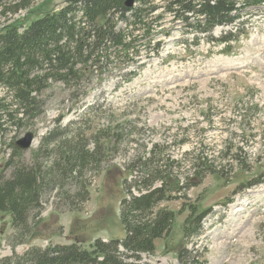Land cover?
Masks as SVG:
<instances>
[{
  "label": "trees",
  "instance_id": "16d2710c",
  "mask_svg": "<svg viewBox=\"0 0 264 264\" xmlns=\"http://www.w3.org/2000/svg\"><path fill=\"white\" fill-rule=\"evenodd\" d=\"M3 1L0 0V16L16 15L28 9L34 0H15L10 10L1 5ZM126 1L64 0L62 8L26 26L10 24L0 29L2 134L8 128H20L24 122L38 121L45 114L47 91L53 84L67 89V100L74 111L88 95L85 89L80 90L81 85H89L93 80L100 84L104 75L112 74L110 68L124 62L136 64L144 56H158L163 41L177 28L192 36L194 46L205 40L223 46L221 52L229 54L233 44L247 35L242 19L250 15V10L264 9V0H163L162 5L155 0H134L130 9L125 7ZM167 23L170 26L166 27ZM216 29H221L217 37L212 36ZM252 110L244 111L243 120ZM72 111L58 114L55 123L60 124ZM89 114L85 112L64 127L56 125L47 130L38 147L28 150L27 159L23 156L25 151L15 144L9 146L10 153L0 169V213L9 216L14 231L11 249L25 244L31 236L39 222L44 198L53 193L61 198L65 181H78L88 168V175L95 174L102 163V153L108 155V149L122 143L123 130L133 123L126 121L121 127L109 120L104 129L86 137L80 126L85 123L83 116ZM243 123L242 130L246 126ZM243 137L241 147L237 146L239 142L234 144L235 137H230L224 153L218 157L185 154L183 162L198 181L208 174L220 175L229 162L244 170L240 157L247 161L243 145L248 141ZM185 142L182 139L177 143ZM169 148L170 145L153 144L148 151L132 156L123 171V197L118 207L122 239H96L87 247H31L21 256L13 253L1 258L0 264H149L142 256L152 255L155 242L166 238L174 225V212L162 204L186 200V192L193 187L190 179L181 182L173 174L180 162L166 154ZM263 183L258 180L247 187ZM73 196L80 203L86 202L87 184L76 182ZM65 197L69 198L67 193ZM199 201L182 204L187 216L181 225L183 246L176 254L178 264L204 263L198 262L203 257L198 249L188 248L191 241L203 234L202 224L210 213L200 208ZM66 210L72 212L75 208L68 204Z\"/></svg>",
  "mask_w": 264,
  "mask_h": 264
},
{
  "label": "rangeland",
  "instance_id": "374dc122",
  "mask_svg": "<svg viewBox=\"0 0 264 264\" xmlns=\"http://www.w3.org/2000/svg\"><path fill=\"white\" fill-rule=\"evenodd\" d=\"M155 1L163 4V0ZM13 3L15 0H4L1 5L10 10ZM63 6L64 0H34L16 15L0 16V29L10 24L26 26ZM249 14L242 19L247 35L233 44L229 54L221 52L223 46L205 40L194 46L192 36L177 28L163 41L158 56L151 54L136 64L114 66L110 68L112 74L104 75L100 84L93 80L89 85H79L88 95L74 111L67 100V89L53 84L47 91L45 114L38 121L24 122L20 128H8L3 134L0 131L2 169L9 146L27 133L35 137L30 151L38 147L47 130L56 125L64 127L85 112L90 114L83 116L85 123L80 128L86 137L104 129L109 120L121 127L126 121H133L123 130V142L108 149V155L102 153V163L95 174L88 175L86 167L78 181H65L61 198L55 193L44 198L39 222L25 244L11 249L14 231L9 216L0 213V259L13 253L21 256L31 247H87L96 239H122L118 207L123 197V171L132 156L148 151L153 144H164L170 145L166 154L180 162L173 174L181 182L190 179L193 187L186 192V200L162 204L175 214L173 228L166 238L155 242L154 253L142 259L149 264H178L176 254L183 246L181 225L187 216L182 204L200 200V208L210 213L203 221V234L188 247L198 249L203 256L198 262L264 264V183L247 187L264 181V9L250 10ZM220 31L216 29L212 36H219ZM69 89L73 90L70 86ZM3 94L0 88V97ZM248 108L254 110L245 114L243 120ZM68 110L72 112L56 124L58 114ZM242 122L246 124L243 130ZM129 132L131 136H127ZM242 136L248 141L243 145L247 161L240 157L245 171L231 162L223 163V173L208 174L198 181L183 162L185 154L218 157L230 137H235L234 144L239 142L237 146L241 147ZM182 139L186 142L178 144ZM29 151L24 152L26 159ZM80 181L87 184L89 192L84 203L73 196L75 183ZM68 204L75 211H67Z\"/></svg>",
  "mask_w": 264,
  "mask_h": 264
},
{
  "label": "water",
  "instance_id": "95a60500",
  "mask_svg": "<svg viewBox=\"0 0 264 264\" xmlns=\"http://www.w3.org/2000/svg\"><path fill=\"white\" fill-rule=\"evenodd\" d=\"M133 6H134V0H127L125 2V7L127 9H130ZM33 142H34L33 133H27L23 138H21L15 143V146L22 151H28L32 147Z\"/></svg>",
  "mask_w": 264,
  "mask_h": 264
}]
</instances>
